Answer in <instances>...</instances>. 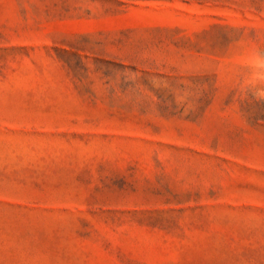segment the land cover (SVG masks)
Returning <instances> with one entry per match:
<instances>
[{"label": "rangeland", "instance_id": "374dc122", "mask_svg": "<svg viewBox=\"0 0 264 264\" xmlns=\"http://www.w3.org/2000/svg\"><path fill=\"white\" fill-rule=\"evenodd\" d=\"M0 264H264V0H0Z\"/></svg>", "mask_w": 264, "mask_h": 264}]
</instances>
